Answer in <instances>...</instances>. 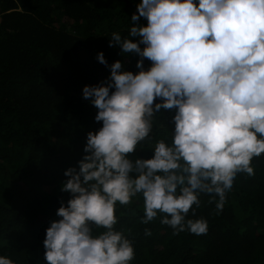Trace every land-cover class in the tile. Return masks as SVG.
<instances>
[{
	"label": "clouds",
	"instance_id": "clouds-1",
	"mask_svg": "<svg viewBox=\"0 0 264 264\" xmlns=\"http://www.w3.org/2000/svg\"><path fill=\"white\" fill-rule=\"evenodd\" d=\"M136 9L127 36L113 32L109 46L140 57L139 71L108 65L101 51L110 76L82 89L102 127L87 133L79 170L64 172L71 198L46 229L47 264H131L116 205L138 197L142 223L159 213L173 235H206V219L187 218L201 194L223 210L237 174L255 175L252 160L264 154V0H139ZM173 109L171 141L157 140L151 158L130 156L151 140L156 115ZM93 225L105 230L94 235ZM0 264L15 261L0 255Z\"/></svg>",
	"mask_w": 264,
	"mask_h": 264
},
{
	"label": "trees",
	"instance_id": "trees-1",
	"mask_svg": "<svg viewBox=\"0 0 264 264\" xmlns=\"http://www.w3.org/2000/svg\"><path fill=\"white\" fill-rule=\"evenodd\" d=\"M139 0H0V255L15 264H47L43 241L61 202L69 167L79 170L87 133L97 131V109L82 96L85 85L110 76L96 59L117 60L136 73L140 57L110 47L113 32L127 36ZM139 23L147 21L140 18ZM135 41L137 38H131ZM143 47V45H141ZM144 59V68L151 66ZM155 102H159L157 98ZM151 140L133 158H151L159 139L171 141L173 110H161ZM255 175L238 173L219 197L201 194L195 215L208 221L206 235H173L159 214L148 224L143 198L116 205V230L133 241L131 264H264V154L252 160ZM151 230V235L145 234ZM105 229L93 225V234Z\"/></svg>",
	"mask_w": 264,
	"mask_h": 264
}]
</instances>
